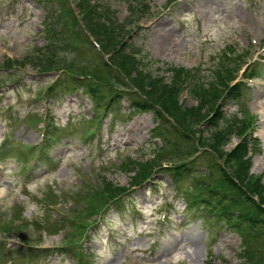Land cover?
<instances>
[{
	"label": "rangeland",
	"instance_id": "1",
	"mask_svg": "<svg viewBox=\"0 0 264 264\" xmlns=\"http://www.w3.org/2000/svg\"><path fill=\"white\" fill-rule=\"evenodd\" d=\"M4 1L10 2L6 4ZM105 1L117 11L120 20L125 19L128 14V0ZM147 1L152 12L141 22L143 25L136 28L141 36L135 35L134 40L147 59H151L147 69L154 74H164L160 68L171 64L192 69L201 68L198 72L199 80L205 82V75H211V67L220 57L219 52L227 45H233L237 50L243 51L251 50L252 47L256 50V56L264 55V0H176L174 6L166 9L168 0ZM12 5L11 0H0V63L8 58H23L33 52L37 45L45 44L41 25L46 14L45 6L38 0H19L8 10ZM143 35L146 39H143L142 45L140 41ZM8 71L1 70V77H6ZM25 72L27 73L21 77L23 86L17 87L14 82H8L0 88V139L5 132L11 131L9 113L5 111V107L9 105L14 106L13 111L18 115L12 133L15 135V143L22 149H27V145L36 146L42 140V127L45 124L38 121V118L44 113L46 105L51 107L58 127L70 116L74 117L76 126L81 127L80 135L73 136V140L67 136L63 137L51 150V163L55 165L53 168L42 164L25 172V175L32 174V179L27 181V184L15 173L21 167H26L29 161L31 167L35 162L32 157L24 165L15 157L9 158L6 162L8 169H2L0 172L1 225L9 222L12 217L24 216L31 221L35 216L43 215L45 207H53V219L65 218L67 229L56 234L40 231L30 224L26 227L20 226L18 232L0 231V242L6 241L9 246H22L24 249H28V244L38 243V248L44 251L46 248L63 245L68 237L66 232L73 230L72 226H69V219L72 221L91 216L96 218L94 214L83 212V201L73 203L71 200L72 194L76 195L84 184L98 179L94 174L105 173L120 185L130 182L131 174L119 169L117 165L129 156H136L140 150L151 151L154 148V145L150 148L147 142L153 127V116L147 113L136 115L130 120L118 123L116 129L109 134V115L108 119L102 120L101 127H95L96 131L90 135L88 128L94 126L88 124L87 120L95 115L90 99L73 95L54 105L42 100L44 97H40V90L52 82L56 77L55 72L40 74L29 67ZM166 75L170 77V74ZM262 82L251 86V108H248L247 103L246 106L249 114L255 118L254 131L262 143L261 152L253 158L251 171L256 176L263 175L264 181V81ZM180 101L186 106L197 103L188 91L182 93ZM122 104V111H127L125 107L128 102L123 100ZM235 109L228 107L225 112H233ZM58 131L61 133L60 128ZM209 131L206 127L205 135H208ZM236 131L237 128L234 127L229 145L225 149H230L239 140L240 135ZM159 177L165 181L161 193L151 191L154 186L148 184L133 192L143 202L142 205L131 195V201L138 207L133 208L132 203L127 202L124 212L109 209L108 213H102L106 215L105 222L116 226L117 232L113 238L115 242L110 245L107 242V232L103 229L93 234L94 242L90 248L96 257L92 264H242L238 258L242 240L232 228L223 230L219 240L214 239L210 247L202 220L184 217V226L174 223L175 219L179 222L182 220L180 218L185 206L182 199L174 200L175 209L169 218L164 222L159 219L160 215L155 207L164 194L172 196L171 190L175 192L174 186L167 183L168 180L163 175ZM50 190L57 191L60 197L51 202L43 201L45 193ZM28 191L33 194L27 193ZM67 193H72L67 196L70 200L63 203L61 197H65ZM21 201H24V207L12 204ZM90 205H95L93 199L90 200ZM140 210L142 215L139 221L131 222L130 220L137 219L136 214ZM124 218L127 220L121 223ZM21 219L25 221L23 218H16L14 223L19 224ZM123 224L127 226L125 230H122ZM102 225L100 222L98 226ZM223 227L220 225L218 230ZM127 232L137 236L133 238L137 249H132L129 242L118 246L117 241L122 243L127 239ZM184 233H192L197 237L201 247L198 263L180 260L185 255L184 249L189 245L183 238ZM82 238L84 237L80 239ZM74 239L79 240L76 236ZM83 241L89 247L88 241ZM155 241L159 244L156 245ZM113 260L116 263H113ZM45 264L75 262L72 257L57 253L50 256Z\"/></svg>",
	"mask_w": 264,
	"mask_h": 264
},
{
	"label": "trees",
	"instance_id": "2",
	"mask_svg": "<svg viewBox=\"0 0 264 264\" xmlns=\"http://www.w3.org/2000/svg\"><path fill=\"white\" fill-rule=\"evenodd\" d=\"M139 5L140 7L137 10H141V7L144 6L140 3ZM80 6L82 12L81 18L86 28L97 40H99L104 51H112V47L114 48L122 38V34L120 32L122 27L121 24L115 19V17L107 7L104 8L101 12V10H99L101 8L99 5L92 7L88 3V1L86 2L85 7L82 4ZM130 9L133 13L137 11L133 6H131ZM135 14L137 13L135 12ZM73 19L74 20L72 21V23L68 27H66V29H62L63 31L61 30V33L54 38V43H51V45L44 50L38 49L37 56L34 62L36 68L41 71L48 69L47 60H51L56 56V54L54 53V48L58 46V42L62 37L67 38V42H64L66 46L72 45V47L74 46L76 48L80 47L84 42L88 41V38L81 30L77 19H75L74 17ZM62 43L63 42H61L60 44ZM135 64V59L130 56H125L123 61L121 62L124 71L128 72L131 65L134 66L135 69ZM226 64L229 65V63H225L222 69H219L217 72L212 74L213 80L209 81L207 84L204 83L202 86V82L199 80V78L192 81L190 90H192L193 95L199 97L201 105L200 107H195L190 111H188L187 109L182 110L178 105V96L180 95V92L182 90L180 87V79L174 81L175 84L171 86L170 84H165L163 82V77L158 78L153 77L152 75H144L143 73H139L137 79L134 80L133 83L138 86L140 93L146 95V98H142V100L136 99L132 102V105L137 110H153L156 116H158L161 121L163 119L164 122L163 125L157 128V130L155 131V137L159 136L161 138L162 144L155 146L153 151L151 153H148L149 155L153 154L154 159L148 158L149 156H147V154H143V157L147 159V162L143 164L141 168H137L136 176L145 178L151 175L153 172V162H155V159H161L162 152H166L165 148L166 146H168V142L173 137H177L179 135L178 131L173 129L170 124H168V126L165 125V123H168L165 122L167 121L165 119L166 117L161 111L155 109L154 104L160 105L161 108H163L167 112L169 111L172 115L176 116L177 119L181 121L180 125L186 131H191L194 124H196L197 117L202 114V111L204 109H208L209 111L214 110L219 98L225 93V91L220 89L217 84L223 85L225 87L228 86L226 80L229 77L224 76V72H226L227 69ZM13 65L16 67H21V65H17L16 62H13ZM253 68H256V65ZM182 72V69L175 70V77L180 78L182 76ZM14 76L15 73L13 69V71L8 72V75L6 77ZM6 77H1L0 74L1 79H4ZM59 83L60 80L58 79L53 87H56L57 85H59ZM240 84L241 83L229 88V90L225 94V97L232 99L236 97L238 92L242 93L244 91V86H242V88H239ZM201 86L202 88L198 89ZM80 87L84 88L85 91L92 96L97 104L102 103L103 94L100 93L101 89L99 85L85 81L84 84H81ZM127 94L131 93L128 92ZM182 111H186L183 117H181V115L183 114ZM205 116H207L206 113ZM217 135L220 136L221 134L218 133ZM250 142L251 140L247 137L227 157L226 163L228 167L233 170V175L235 176L232 177L226 171L222 172L223 178L220 181V189L223 190V186L228 188V190L231 192V201L226 202L222 200L220 201V203H224L227 206L222 208V210L227 213L226 215L228 217H232L234 211H238V215L235 221L249 222L251 229L255 230L259 236H262L264 235V208L257 201L252 199L248 194V192L257 194L260 203H264V186L259 183L257 178L250 176L249 169L245 166L246 161L244 159V155L248 151ZM169 145L174 148L171 151V155L173 157L175 156L181 158L182 162L185 159L184 151L187 149V146H193L190 141L187 142V145H185L184 140H181L179 144L174 145L173 143H171ZM185 165L186 163H181L180 165L172 168H181ZM101 186H103L105 191L106 202L110 203L111 201H113L116 204H121L122 202H124L125 190L121 191V189L115 187L112 182L106 180L105 178L103 179V185ZM85 195L87 197L90 196L89 191H87ZM101 195L102 193H97L93 198V200L95 201V205H91L93 206L92 211L99 206V202L101 199L98 201L97 198L101 197ZM115 197H117V199H115ZM228 206H234V211H230ZM62 222L63 221H61V223ZM83 225L84 223H80L78 226ZM72 226H74V223L72 224ZM64 227L65 225H63L62 223L61 228ZM262 242V247H264V239H262ZM75 243L76 242H74L73 238L70 239L63 250L67 251L70 254H75V256L79 258L80 264H83L84 254L81 250L83 245L81 243H77L78 245H76ZM38 251L40 250L32 248H19L17 250H10L7 249L4 245H0V262L12 261L14 264H36L45 261L47 259V256H49L48 254H50L47 252V250H45L46 253L41 256ZM253 260L254 256L251 254V261ZM260 262L264 264V251L261 253Z\"/></svg>",
	"mask_w": 264,
	"mask_h": 264
},
{
	"label": "bare ground",
	"instance_id": "3",
	"mask_svg": "<svg viewBox=\"0 0 264 264\" xmlns=\"http://www.w3.org/2000/svg\"><path fill=\"white\" fill-rule=\"evenodd\" d=\"M183 238L189 241V245L191 247L190 249H184V251L186 252L187 256L193 260L194 263H198L201 247L197 240V237L192 233H186L184 234ZM113 263H116V261L113 260Z\"/></svg>",
	"mask_w": 264,
	"mask_h": 264
}]
</instances>
